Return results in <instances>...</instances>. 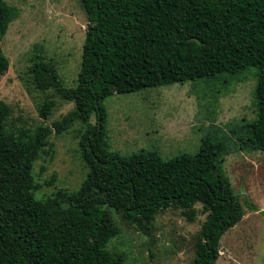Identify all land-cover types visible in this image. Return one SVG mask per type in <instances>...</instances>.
Returning <instances> with one entry per match:
<instances>
[{"label": "trees", "instance_id": "16d2710c", "mask_svg": "<svg viewBox=\"0 0 264 264\" xmlns=\"http://www.w3.org/2000/svg\"><path fill=\"white\" fill-rule=\"evenodd\" d=\"M81 1L89 22L76 85H65L41 56L32 66L38 88H54L75 108L16 134L7 129L11 106L0 100V264H125L124 252L108 248L120 233L111 208L149 227L171 206L194 220L197 203L207 217L194 264H216L221 238L242 219L244 204L255 209L241 200L223 161L237 148L264 150V0ZM16 15L0 0V41ZM8 67L0 44V79ZM248 68L258 73L253 120L207 132L195 152L170 158L155 147L125 155L110 148L108 97ZM53 105L45 100L41 115L48 117ZM76 120L86 124L87 177L77 190L38 198L35 161L49 135Z\"/></svg>", "mask_w": 264, "mask_h": 264}, {"label": "rangeland", "instance_id": "374dc122", "mask_svg": "<svg viewBox=\"0 0 264 264\" xmlns=\"http://www.w3.org/2000/svg\"><path fill=\"white\" fill-rule=\"evenodd\" d=\"M6 1L17 8V15L0 41L9 61L0 79V100L11 106L10 132H33L75 108L74 101L54 88L37 87L33 63L43 57L56 65L65 85L75 86L89 19L81 0ZM257 81L256 69L248 68L237 74L116 93L105 100L109 146L123 155L155 147L164 158L195 152L205 133L218 128L229 132L243 119L256 117ZM49 98L54 105L43 117L40 109ZM85 130L86 124L76 120L62 133L49 135L33 168L40 185L35 191L38 198L81 186L90 170L81 145ZM223 169L241 200L255 209L244 204L242 219L221 238L216 264H264V150L234 149L225 156ZM195 208L196 217L190 220L181 208L168 207L157 213L149 227L129 223L122 212L111 208L120 233L108 248L124 252L125 264H194L207 217L201 203Z\"/></svg>", "mask_w": 264, "mask_h": 264}]
</instances>
